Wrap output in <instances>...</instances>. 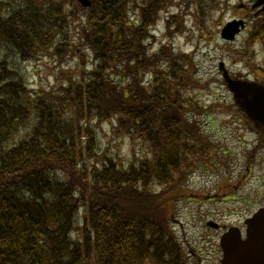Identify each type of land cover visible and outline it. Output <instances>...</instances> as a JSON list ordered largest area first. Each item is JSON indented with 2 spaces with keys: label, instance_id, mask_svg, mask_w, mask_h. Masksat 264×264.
Masks as SVG:
<instances>
[{
  "label": "trees",
  "instance_id": "1",
  "mask_svg": "<svg viewBox=\"0 0 264 264\" xmlns=\"http://www.w3.org/2000/svg\"><path fill=\"white\" fill-rule=\"evenodd\" d=\"M172 1L0 0V264H187L170 223L214 143L186 113L188 57L148 54L150 26ZM78 12L73 41L91 68L56 93L29 92L10 60L52 43L59 55ZM109 120L149 156L123 168L98 152L95 127Z\"/></svg>",
  "mask_w": 264,
  "mask_h": 264
},
{
  "label": "rangeland",
  "instance_id": "2",
  "mask_svg": "<svg viewBox=\"0 0 264 264\" xmlns=\"http://www.w3.org/2000/svg\"><path fill=\"white\" fill-rule=\"evenodd\" d=\"M183 1L173 0L164 11L158 13L151 29L153 35L146 40V47L149 55L158 53L164 47L174 54H184L188 57L191 63L186 66L187 72L184 75L187 82L180 88L185 100L190 103L186 113L192 119L197 116L202 123V132L209 136L211 134L215 138L216 146H219V149L215 147L212 151L216 154H212V168L192 173L189 186L182 190L183 194L186 191V195L197 193L215 196L219 193L214 199L215 202L199 204L197 200L187 201L182 198L176 205L177 210L173 212L175 217L177 216V222L171 223V226L178 240L186 246L190 244L189 247L198 253V245H205V242L200 238V231L194 223L198 221L196 218L219 220L222 217L234 220V216L220 214L224 209L234 211V205L227 207L233 199L219 198L228 184H235L238 178H243L234 201L247 200L252 211L256 209L259 201L257 194L263 192L260 185L264 181V151L254 152L255 156L250 158L251 171L248 178H244L246 160L243 149H252L256 145L258 135L250 131L246 123L242 124L244 119L233 103L218 65L223 62L232 76L237 75L245 80L264 84V40L255 38L258 43L253 39L249 41L250 32L247 30L238 34L232 42L224 41L220 37V30L225 22L249 7L247 0H200V4H189L187 8ZM64 9L66 13L74 11L69 7ZM79 14L78 12L75 18L70 14L67 16V20L71 21V34L68 35L69 39L62 42L68 43L69 46L60 47L59 55L52 43L49 51L39 53L35 59L20 62L10 60L26 82L29 92L56 93L66 87L71 79L77 81L82 70L90 69L88 50L79 45L77 40L73 41L74 31L78 29L79 32L84 21ZM247 15L251 26L255 19L250 13ZM166 21L171 26L166 24ZM62 50L65 51L64 54ZM79 53L85 55L83 61ZM159 65V69L166 67L163 61ZM89 125L93 126V122ZM96 128L97 151L112 156L119 166L124 168L130 162L142 158L143 154L149 156V152L146 154L147 150L141 144L118 131L111 120L100 123ZM238 206H245V210L248 208L246 205Z\"/></svg>",
  "mask_w": 264,
  "mask_h": 264
},
{
  "label": "flooded vegetation",
  "instance_id": "3",
  "mask_svg": "<svg viewBox=\"0 0 264 264\" xmlns=\"http://www.w3.org/2000/svg\"><path fill=\"white\" fill-rule=\"evenodd\" d=\"M260 2L258 6L253 7L254 4ZM247 4L249 7V13L255 19L252 21V25H249L248 18L246 17H240L238 16L236 19H243L245 21V28L250 30V29H256L258 32L264 31V0H247ZM246 7V6H245ZM247 122L243 120L242 124ZM247 128H249L248 124L246 125ZM252 132H255V130H252ZM258 135L257 140H256V145L250 149L246 150L243 149L244 153L243 156L246 160L245 164V172L246 175L243 176L244 178H248V174L251 171L250 170V165L252 164L251 157L255 156L254 152L255 151H264V136L260 135L259 133H256ZM246 148V147H245ZM262 161H264V156L262 157ZM263 175H264V170ZM243 182V178H238L236 180L235 184H228V187H225L226 190L223 192L224 194H221L219 198H231L233 199V202H230L227 207H230L234 205V211L233 210H226L224 209L223 212H220V214H223L224 216L232 217L234 216V220H226L225 218L220 217L218 220H213V219H208V218H202L198 217L196 218L198 221L194 222L198 226V231H200V238L202 239L204 244H199L198 247L201 249V255L203 257V264H221L220 258H221V248L219 246V241L223 236H225L227 233H232V235H236L240 237L241 239L246 238V232H247V222L249 219L252 217L254 212L257 209L264 208V181L260 185V187L263 188V192L257 194V198H259L257 207L255 210H251L249 205L250 202L246 201H241V200H235V194L238 192V190L241 188ZM219 193H216L215 196H210V195H203V194H193L192 195V200L196 201L199 204H204V203H213L215 202L214 199L216 198V195ZM227 197V198H226ZM203 200V201H202ZM238 205H246L248 206L247 210H245V206H238ZM240 208V209H237ZM227 214V215H225ZM241 217V218H240ZM195 218V217H194ZM237 218V219H235ZM240 218V219H239ZM217 239V240H216ZM214 241H217L218 243L216 244ZM217 245V246H216Z\"/></svg>",
  "mask_w": 264,
  "mask_h": 264
},
{
  "label": "water",
  "instance_id": "4",
  "mask_svg": "<svg viewBox=\"0 0 264 264\" xmlns=\"http://www.w3.org/2000/svg\"><path fill=\"white\" fill-rule=\"evenodd\" d=\"M83 7L90 5L89 0H78ZM241 21L228 23L221 31L222 38L233 40L239 31ZM222 76L235 104L252 121L255 128L264 133V85L257 82L232 79L223 67ZM247 237L241 240L228 233L221 239L223 249L222 264H264V209L257 211L248 221Z\"/></svg>",
  "mask_w": 264,
  "mask_h": 264
}]
</instances>
